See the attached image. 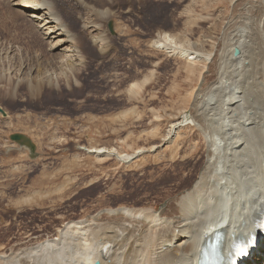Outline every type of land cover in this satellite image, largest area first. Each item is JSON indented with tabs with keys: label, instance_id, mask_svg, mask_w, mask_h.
Segmentation results:
<instances>
[{
	"label": "rangeland",
	"instance_id": "obj_1",
	"mask_svg": "<svg viewBox=\"0 0 264 264\" xmlns=\"http://www.w3.org/2000/svg\"><path fill=\"white\" fill-rule=\"evenodd\" d=\"M56 1L63 23L79 37L85 61L71 75V86L59 76L56 88L47 85L34 95L20 82L16 96L10 97L8 83L0 81V107L7 112L0 113V254L51 239L69 220L120 206L160 212L181 199L205 170V149L213 152L214 160L226 153L222 136L202 131L191 118L164 141L171 123L190 115L192 90L186 58L169 53L157 40L168 33L173 44L189 47L191 5L209 7L204 11L214 10L213 18L223 12L212 32L218 38L220 25L234 7L231 0H144L132 7L121 0L110 18L97 20L110 44L103 56L99 44L82 28L81 18L89 17L88 11L71 7L78 6V0ZM204 17L193 31L197 40L203 29L213 26L208 13ZM45 28L11 24L7 34L0 31V77L10 74L12 84L21 76L15 74L20 66L23 71L32 66L31 73L38 78L44 73L60 75L57 56L68 52L69 43L53 47L62 36L52 40ZM135 81H145L138 97L129 91ZM196 132L209 148L193 153ZM13 133L29 136L35 151L13 141ZM151 146L153 151L145 150L127 162L88 151L114 147L134 154ZM217 165L221 173L224 164ZM215 178L210 177V184Z\"/></svg>",
	"mask_w": 264,
	"mask_h": 264
},
{
	"label": "bare ground",
	"instance_id": "obj_2",
	"mask_svg": "<svg viewBox=\"0 0 264 264\" xmlns=\"http://www.w3.org/2000/svg\"><path fill=\"white\" fill-rule=\"evenodd\" d=\"M14 1L0 0L2 33L7 34L11 24H17L19 28L22 25L38 29L46 27L47 32L44 34H48L52 40L62 36L52 43L53 47L69 43V48L66 50L68 52L61 54V51L60 56H57L61 60L60 75L44 73L38 78L31 73L32 66L26 71L20 66L15 74L21 72V76L12 84L10 74L0 77V81L8 83L6 93L15 97L20 82L28 86L32 95L39 93L47 85L56 88L59 76H65L70 83L71 75L73 77L80 70L85 56L80 48L79 37L72 33L68 24L63 23L65 21L59 14L57 1ZM124 1L132 7L144 0ZM231 1L234 7H230L229 16L220 25L218 38L212 36V32L216 31L214 24L223 12L219 11L213 18L214 10L204 11L209 7L199 9L191 5L187 10L191 26L189 47L173 44L176 42L168 33L164 36L160 34L157 40L159 46L169 53L176 51L175 55L186 58L188 83L192 90L190 115L171 123L164 141L169 140L176 128L191 118L199 124L202 131L210 130L213 134L216 132L222 136L225 141V156L214 160L213 152L205 149L206 171L200 174L181 199L174 200L160 212L157 209L120 206L99 212L95 216L72 219L59 228L51 239L19 246L0 254V264H94L96 261L101 264H194L208 242L218 238L221 240L222 250L226 249L234 238L246 235L254 226L264 211V0ZM120 2L121 0H78L80 7L71 6L73 9L88 11L89 17H80L81 25L92 42L99 44L101 56L109 53L110 44L108 37L101 32L97 20L110 18L114 13L113 8L120 6ZM15 4L20 7L14 9ZM207 13L209 23L212 22L213 26L203 29L197 40L193 31L200 21L206 20L204 14ZM203 37L206 39L203 40ZM236 48L240 50L238 55L234 54ZM40 71L38 68L39 74ZM200 78L202 88L197 94L196 87ZM78 79L79 75L75 81ZM144 84L145 81H135L129 91L138 97ZM189 100L188 97L187 101ZM198 135L196 132L191 140L192 148H196L193 153L207 145L204 136L202 135V139ZM197 145L201 147L197 148ZM154 148L155 146L150 149H135L134 154L114 147H96L88 151L127 162L137 154L145 150L153 151ZM219 162L224 164L221 173L218 172ZM211 176L216 177L215 184H210ZM190 179L188 177L183 181ZM230 196L240 202L230 208L231 221L239 214L243 218L236 226L229 222L227 226L216 227L218 217L210 216L219 212L224 200ZM216 205L217 209L214 207ZM207 221L210 222L206 223ZM258 251L260 253L250 256L249 264H253V261L264 264V238L260 241ZM61 253L64 254L63 257H60Z\"/></svg>",
	"mask_w": 264,
	"mask_h": 264
},
{
	"label": "water",
	"instance_id": "obj_3",
	"mask_svg": "<svg viewBox=\"0 0 264 264\" xmlns=\"http://www.w3.org/2000/svg\"><path fill=\"white\" fill-rule=\"evenodd\" d=\"M109 27L111 30H113L111 22L109 24ZM239 52H240L239 49H235V51H234L235 55H238ZM0 112H2L4 115L7 114L5 112V110L2 109L1 107H0ZM10 137L13 141H16L21 145L29 147L31 149V151H35V149H36L35 143L32 141V139L29 136H27L23 133H13V134H11ZM32 156L35 157V155H32ZM95 264H101V263H100V261H96Z\"/></svg>",
	"mask_w": 264,
	"mask_h": 264
}]
</instances>
